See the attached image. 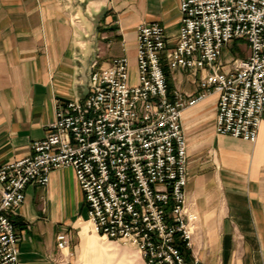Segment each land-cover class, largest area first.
Instances as JSON below:
<instances>
[{
  "label": "built area",
  "instance_id": "built-area-1",
  "mask_svg": "<svg viewBox=\"0 0 264 264\" xmlns=\"http://www.w3.org/2000/svg\"><path fill=\"white\" fill-rule=\"evenodd\" d=\"M181 28L137 31L136 78L128 55L90 66L84 99L58 102L45 138L31 153L0 166V264H19L16 211L27 186L50 183L70 167L84 192L94 234L135 247L145 264H202L195 252L200 215L188 197L190 159L184 109L219 95L216 131L250 142L264 119V0H180ZM245 41L248 55L225 59ZM196 86L173 88L177 73ZM69 232L58 235L61 252Z\"/></svg>",
  "mask_w": 264,
  "mask_h": 264
},
{
  "label": "crops",
  "instance_id": "crops-1",
  "mask_svg": "<svg viewBox=\"0 0 264 264\" xmlns=\"http://www.w3.org/2000/svg\"><path fill=\"white\" fill-rule=\"evenodd\" d=\"M179 5L180 0H0V166L30 155L33 142L46 137L58 102L88 95L94 60L107 67L126 54L135 69L140 24L164 25L175 42L182 26ZM172 87L196 91L182 72ZM218 100L217 93H208L182 114L188 197L200 215L195 252L202 264H264V119L254 142L218 134ZM27 187L16 211L19 264H63L58 235L88 219L75 171L55 169L47 186ZM82 223V235L96 247Z\"/></svg>",
  "mask_w": 264,
  "mask_h": 264
},
{
  "label": "rangeland",
  "instance_id": "rangeland-1",
  "mask_svg": "<svg viewBox=\"0 0 264 264\" xmlns=\"http://www.w3.org/2000/svg\"><path fill=\"white\" fill-rule=\"evenodd\" d=\"M244 45L245 41L243 40H236L230 44L224 49L225 59L247 56L248 51ZM135 78L136 68L132 70L131 79L133 82H135ZM82 222H86L85 225H88L89 233L96 240V247L89 246L86 235H82V227L84 226ZM82 222L78 228L70 226L71 246L68 253L63 252L61 256L64 259L63 264H145L143 257L140 256L135 247L124 246L119 242L105 240L98 235L95 236L88 221Z\"/></svg>",
  "mask_w": 264,
  "mask_h": 264
},
{
  "label": "bare ground",
  "instance_id": "bare-ground-1",
  "mask_svg": "<svg viewBox=\"0 0 264 264\" xmlns=\"http://www.w3.org/2000/svg\"><path fill=\"white\" fill-rule=\"evenodd\" d=\"M68 250H69V248L68 249H65L64 252L67 254L68 253Z\"/></svg>",
  "mask_w": 264,
  "mask_h": 264
}]
</instances>
